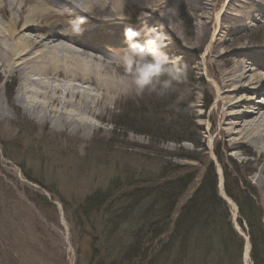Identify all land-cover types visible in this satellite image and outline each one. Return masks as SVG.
<instances>
[{
	"label": "rangeland",
	"instance_id": "rangeland-1",
	"mask_svg": "<svg viewBox=\"0 0 264 264\" xmlns=\"http://www.w3.org/2000/svg\"><path fill=\"white\" fill-rule=\"evenodd\" d=\"M177 5L176 19L184 34L193 37L195 25L187 6ZM256 30L253 27L243 42H257L261 33ZM205 50L193 52V61L178 58L175 51L187 80L164 97L131 93L111 106L104 114L105 121L92 120L105 128L93 133L63 131L52 120L28 116L22 104L15 105L18 81L0 78V101L9 110L7 118H0V264H90L94 250L104 255L106 263H101L112 264L107 251L133 247V234L139 228V218L130 220L122 214L127 211L128 196L171 183L161 177L165 169L175 171L169 174L173 182L179 178L189 184L175 218L199 189L209 164L215 169L218 196L226 203L235 230L248 237L237 222L238 215L235 218L234 202L228 196L229 201L224 199L221 192L226 173L230 188H238L231 191L247 188L264 209L258 165L249 163L257 156L248 148L229 151L211 131L209 118L218 93L203 62ZM121 76L125 79L124 72ZM155 128H161L160 133ZM140 131L163 136L136 134ZM170 138H192L195 145L167 141ZM118 186L120 190L112 193L116 201L110 211H86L83 205L88 197L115 191ZM114 211L117 220L126 221L123 226H117ZM193 253L197 252L187 255ZM175 259L176 248L161 260L162 264H174Z\"/></svg>",
	"mask_w": 264,
	"mask_h": 264
},
{
	"label": "bare ground",
	"instance_id": "bare-ground-1",
	"mask_svg": "<svg viewBox=\"0 0 264 264\" xmlns=\"http://www.w3.org/2000/svg\"><path fill=\"white\" fill-rule=\"evenodd\" d=\"M178 3L194 21L193 37L176 19ZM77 17L86 18L84 31L70 36L64 29ZM145 25L166 33L170 57L176 51L193 61L190 55L206 48L203 62L218 93L211 131L229 151L248 148L257 156L249 163L258 165L264 189V0H0V78L18 81L15 105L28 116L71 133L105 130L92 120L105 121L131 94L112 53L127 47L126 28ZM253 27L261 37L250 45L243 41ZM8 116L0 101V118ZM249 245L246 239L245 264Z\"/></svg>",
	"mask_w": 264,
	"mask_h": 264
},
{
	"label": "trees",
	"instance_id": "trees-1",
	"mask_svg": "<svg viewBox=\"0 0 264 264\" xmlns=\"http://www.w3.org/2000/svg\"><path fill=\"white\" fill-rule=\"evenodd\" d=\"M140 116L143 118V115ZM155 129H158L160 133L161 128ZM136 134L148 137L158 136L157 138L163 136L143 131ZM175 135L178 136L179 133L175 132ZM167 141L195 145L192 138H170ZM214 170L209 164L208 173L203 178L199 189L180 209L175 218L178 203L189 185L179 178L174 179L175 182H173L169 174L175 171L165 169V175L161 177L166 181H172L171 183L165 182L163 186L159 185V188L154 187L151 190H140V192L138 190L128 196L125 200L126 207H124L127 213L123 211L122 214L125 217L129 215L130 220L139 218L137 222L139 228L133 234V247L128 249L117 246L112 249V253L107 251L106 257L111 260L110 262L112 264H162L161 259L166 252L176 248L174 264H244L246 239L235 230L232 215L226 203L218 196V178ZM116 189L115 191L109 189L107 192H99L88 197L84 202V208L90 212L110 211L112 203L116 201L112 193L119 191L120 187ZM231 189L238 188H230L228 177L224 173V192L237 206V222L249 237L251 263L264 264V209L257 196L249 193L247 188L237 193ZM82 207L81 211L86 212ZM136 212L141 215L136 216ZM113 215L117 226H123L126 221L117 220L115 211ZM165 242L169 243L164 246ZM189 251L197 253L189 256L187 255ZM103 256L94 250L90 264H93V261L94 264H104L100 262H105Z\"/></svg>",
	"mask_w": 264,
	"mask_h": 264
},
{
	"label": "clouds",
	"instance_id": "clouds-1",
	"mask_svg": "<svg viewBox=\"0 0 264 264\" xmlns=\"http://www.w3.org/2000/svg\"><path fill=\"white\" fill-rule=\"evenodd\" d=\"M177 10L178 5L173 11ZM85 22V17L69 20L64 30L70 36L80 35ZM124 37L127 47L117 51L127 91L137 97L145 94L164 97L175 91L176 85L187 80V72L180 66L179 60L165 51L168 47L167 35L160 27L145 25L140 30L128 27L124 30Z\"/></svg>",
	"mask_w": 264,
	"mask_h": 264
},
{
	"label": "water",
	"instance_id": "water-1",
	"mask_svg": "<svg viewBox=\"0 0 264 264\" xmlns=\"http://www.w3.org/2000/svg\"><path fill=\"white\" fill-rule=\"evenodd\" d=\"M225 199V198H224ZM225 201H227V200H225ZM235 206V208H236V214H235V218L237 217V214H238V210H237V207H236V205H234ZM247 240H248V242H249V237L247 238ZM250 244V243H249ZM249 259L251 260V258H250V245H249Z\"/></svg>",
	"mask_w": 264,
	"mask_h": 264
}]
</instances>
